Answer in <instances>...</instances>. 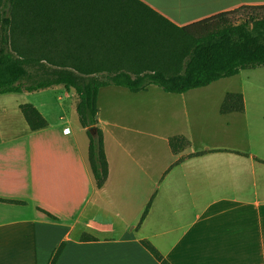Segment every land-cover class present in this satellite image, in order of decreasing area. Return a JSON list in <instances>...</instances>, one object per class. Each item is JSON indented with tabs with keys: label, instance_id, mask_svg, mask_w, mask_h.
I'll use <instances>...</instances> for the list:
<instances>
[{
	"label": "crops",
	"instance_id": "obj_1",
	"mask_svg": "<svg viewBox=\"0 0 264 264\" xmlns=\"http://www.w3.org/2000/svg\"><path fill=\"white\" fill-rule=\"evenodd\" d=\"M139 1L177 27L264 5V0ZM61 7V0H0V46L26 44L24 36L10 32L30 27L19 15ZM150 88L137 94L115 87L98 92L97 126L108 164L101 189L89 169L88 145L86 151L71 128L63 131L62 114L55 125L24 94L0 95V264H49L61 245L56 264H159L143 240L169 264H264V103H248L243 86L212 97L210 85L168 95L171 113L163 120L153 111L135 115L133 109L142 106L129 104L128 115L144 118L149 127L101 118V92L111 90L110 99L132 98ZM203 91L210 94L203 97ZM228 94L242 96L241 113H220ZM26 104L46 120L45 128L30 131L20 111ZM160 121L169 129L164 135L153 128ZM173 137H184L189 146L172 152Z\"/></svg>",
	"mask_w": 264,
	"mask_h": 264
},
{
	"label": "trees",
	"instance_id": "obj_2",
	"mask_svg": "<svg viewBox=\"0 0 264 264\" xmlns=\"http://www.w3.org/2000/svg\"><path fill=\"white\" fill-rule=\"evenodd\" d=\"M61 5L57 12L19 15L30 27L10 32L27 41L19 47H8L7 42L0 46V95L55 87L75 95L97 189L108 177L103 135L97 126L100 89L123 88L137 94L155 87L182 95L264 67V5L241 6L184 27L139 0H61ZM9 24L10 19L4 20L1 33H7ZM20 111L30 131L47 126L32 105H22ZM242 111L240 94H228L220 109L223 115ZM169 146L180 153L189 142L173 137ZM147 211L148 207L139 224ZM141 245L159 264H169L148 241ZM62 249L57 248L49 264H56Z\"/></svg>",
	"mask_w": 264,
	"mask_h": 264
},
{
	"label": "rangeland",
	"instance_id": "obj_3",
	"mask_svg": "<svg viewBox=\"0 0 264 264\" xmlns=\"http://www.w3.org/2000/svg\"><path fill=\"white\" fill-rule=\"evenodd\" d=\"M241 86H243L242 90L248 103H264V67L244 70L233 78L223 79L212 84V89L215 90H211V96L213 97L218 95L220 91L231 92L239 90ZM64 91L65 90L63 88L55 87L36 92L34 94H24L21 97H24L27 102L43 108L44 112L48 111L47 118L52 122V124L59 125L58 118L59 115L62 114L65 121L63 124H66L69 129L71 128L73 133H77L80 143L87 151L86 146L88 145V137L86 132L82 131V127L79 124L78 116L76 114V105L74 101L77 102V98L75 96L73 99L65 98L63 95ZM106 91L108 92L111 90ZM107 92H101L100 94L99 103L100 105L105 104L104 107H101V118L109 116L118 125H122L123 127H133L134 124H139L138 127L140 128L150 126L149 122L145 123L142 120L144 118L139 116V120L137 121V118L134 115L133 119L131 118L132 115H128L127 112H131V109L128 108L129 104L135 106V108L142 106V110L140 111L133 109V113L135 115L138 112L148 113L153 111L161 114L159 120H163V117H167V112L171 113V110L166 107L168 102V98L166 97L170 94H165L160 89L155 87H151L147 95L142 94V96H134L132 98H129L131 96L122 97L120 94H115L114 98L111 97L112 99H110V96L106 94ZM200 93L203 94V97L210 94L209 91H203ZM195 100H200V97L195 98ZM203 113H205V111H203ZM203 122L209 124L210 120L204 118ZM153 128L158 129L160 135H164L167 131H169L163 121L157 122Z\"/></svg>",
	"mask_w": 264,
	"mask_h": 264
},
{
	"label": "water",
	"instance_id": "obj_4",
	"mask_svg": "<svg viewBox=\"0 0 264 264\" xmlns=\"http://www.w3.org/2000/svg\"><path fill=\"white\" fill-rule=\"evenodd\" d=\"M88 131H90V132H94V127H90L89 129H88Z\"/></svg>",
	"mask_w": 264,
	"mask_h": 264
},
{
	"label": "built area",
	"instance_id": "obj_5",
	"mask_svg": "<svg viewBox=\"0 0 264 264\" xmlns=\"http://www.w3.org/2000/svg\"><path fill=\"white\" fill-rule=\"evenodd\" d=\"M63 131H64V132H67V131H68V127H64V128H63Z\"/></svg>",
	"mask_w": 264,
	"mask_h": 264
}]
</instances>
